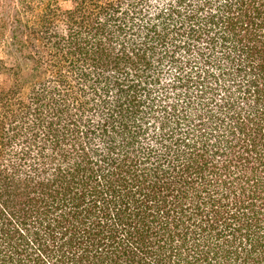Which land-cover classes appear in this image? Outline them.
<instances>
[{
	"label": "trees",
	"instance_id": "1",
	"mask_svg": "<svg viewBox=\"0 0 264 264\" xmlns=\"http://www.w3.org/2000/svg\"><path fill=\"white\" fill-rule=\"evenodd\" d=\"M0 44V264H264V0H0Z\"/></svg>",
	"mask_w": 264,
	"mask_h": 264
},
{
	"label": "rangeland",
	"instance_id": "2",
	"mask_svg": "<svg viewBox=\"0 0 264 264\" xmlns=\"http://www.w3.org/2000/svg\"><path fill=\"white\" fill-rule=\"evenodd\" d=\"M60 5L62 8H69L71 6V3L69 1H61ZM0 59L6 64L10 65L12 63L11 59L9 56L6 55V53L3 50L2 45L0 44ZM3 77V76H2ZM6 80V78H5ZM9 80V79H8Z\"/></svg>",
	"mask_w": 264,
	"mask_h": 264
}]
</instances>
